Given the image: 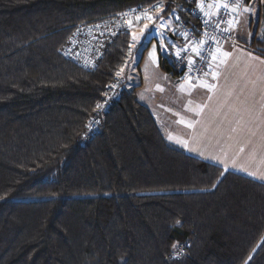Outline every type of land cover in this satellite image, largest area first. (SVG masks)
Segmentation results:
<instances>
[{"label": "trees", "instance_id": "1", "mask_svg": "<svg viewBox=\"0 0 264 264\" xmlns=\"http://www.w3.org/2000/svg\"><path fill=\"white\" fill-rule=\"evenodd\" d=\"M153 5L186 21L199 8L0 0V264H264V184L167 142L138 87L90 131L138 20L93 70L61 48L80 25ZM160 68L182 73L162 55Z\"/></svg>", "mask_w": 264, "mask_h": 264}, {"label": "crops", "instance_id": "2", "mask_svg": "<svg viewBox=\"0 0 264 264\" xmlns=\"http://www.w3.org/2000/svg\"><path fill=\"white\" fill-rule=\"evenodd\" d=\"M194 1L212 17L226 4V0ZM232 11L231 40L219 43L202 79L188 78V60L193 61L196 53L176 31L173 38L182 40L178 51L187 57L181 65L178 56L174 58L182 71L179 76L161 71L166 87L155 98L163 108L154 112L139 100L142 85L137 86V97L167 142L224 171L264 184V0H246ZM185 47L188 50L181 51Z\"/></svg>", "mask_w": 264, "mask_h": 264}, {"label": "built area", "instance_id": "3", "mask_svg": "<svg viewBox=\"0 0 264 264\" xmlns=\"http://www.w3.org/2000/svg\"><path fill=\"white\" fill-rule=\"evenodd\" d=\"M245 2L246 0H226L228 7H220L215 17L210 16L200 8L190 7L186 10L189 20L186 21L182 17L176 19L175 26L178 34L187 33V39L183 35L179 34V36L191 48L197 46L200 50V54L194 56V63L189 67L188 78L190 80L202 79L219 47V43L222 40H231L228 27L233 17L232 10L244 5ZM157 8V5L148 8H136L96 23L80 25L76 27L68 41L61 48V55L84 70H93L104 58L107 45L119 34L127 32L130 29L132 20L136 19L137 16L144 19L143 13L145 11L152 15ZM186 57L184 55L178 56L180 65L185 62ZM125 88L126 86L121 80L112 83L107 88L103 99L97 104L100 107L96 105V114L89 123L91 132L99 130L104 114L116 102L120 101Z\"/></svg>", "mask_w": 264, "mask_h": 264}, {"label": "rangeland", "instance_id": "4", "mask_svg": "<svg viewBox=\"0 0 264 264\" xmlns=\"http://www.w3.org/2000/svg\"><path fill=\"white\" fill-rule=\"evenodd\" d=\"M251 8L250 10H253ZM159 12V18H157V11L155 15L152 14L153 20L149 21L144 18L141 22H134L131 29V44L126 64L122 67L123 71L117 80H121L126 89L129 87L143 86L142 91L139 94V100L144 104H148L152 111L158 112L163 108L162 102H156V92L162 87H166L164 73L160 69V56L167 59L168 63H173L174 58L177 56L179 46L182 44V40L177 37V29L175 26L176 13H172L164 16L162 12ZM161 23H164L167 27L162 29L159 27ZM148 25L145 28V25ZM143 30V32H142ZM132 33H135L139 39L133 41ZM185 42V40H184ZM187 43V42H185ZM167 47L164 50L161 45ZM156 52L155 60L150 56V53ZM185 63V62H184ZM187 66V64H186ZM187 78V77H186ZM185 82H190L189 79H185ZM146 104V105H147Z\"/></svg>", "mask_w": 264, "mask_h": 264}, {"label": "snow or ice", "instance_id": "5", "mask_svg": "<svg viewBox=\"0 0 264 264\" xmlns=\"http://www.w3.org/2000/svg\"><path fill=\"white\" fill-rule=\"evenodd\" d=\"M222 6L225 7V8H227V7H228V4H223ZM201 7H203V6L201 5ZM133 11H135V10H133ZM161 11H163V6H158V8H157V18H159V12H161ZM143 18H145V19H147V20H149V21L153 20V16L150 15V14H148L147 11H145V12L143 13ZM136 19H137V20H140V19H141V16H137ZM177 19H179V17H177ZM130 26H131V22H130ZM144 27L147 28L148 25L146 24ZM159 27L162 28V29H166L167 26H166L164 23H161V24L159 25ZM142 32H143V30H142ZM179 34H180V35H183V36L185 37V39H187V33H179ZM132 37H133V41H134V42H135L137 39H139V37H137V35H136L135 33H132ZM201 43H203V41H201ZM161 47H162L164 50H167V47L164 46L163 44L161 45ZM187 50H188V48L185 47V48L182 49L181 51L186 52ZM191 50H192L193 52H195L197 55L200 54V50H199V48H198L197 46H192V49H191ZM176 55H177V56H180V51L176 52ZM228 55H229V53H227V52L224 53V56H228ZM150 56L153 58V60H155L156 52L153 51L152 53H150ZM215 58H216V57L213 56V59H215ZM188 63H189V64H193L194 61H192V60L189 58ZM122 71H123V68L120 70V72H117L116 75H117V76H120V74H121ZM213 75L215 76V73H213ZM205 87H211V86H209V85H205ZM97 107H100V105H97ZM189 127H191V125H189Z\"/></svg>", "mask_w": 264, "mask_h": 264}]
</instances>
